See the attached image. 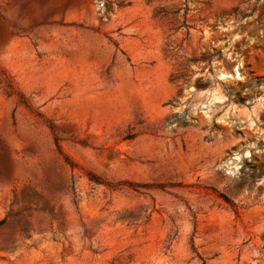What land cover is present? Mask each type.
<instances>
[{
  "label": "rangeland",
  "instance_id": "obj_1",
  "mask_svg": "<svg viewBox=\"0 0 264 264\" xmlns=\"http://www.w3.org/2000/svg\"><path fill=\"white\" fill-rule=\"evenodd\" d=\"M0 264H264V0H0Z\"/></svg>",
  "mask_w": 264,
  "mask_h": 264
},
{
  "label": "bare ground",
  "instance_id": "obj_2",
  "mask_svg": "<svg viewBox=\"0 0 264 264\" xmlns=\"http://www.w3.org/2000/svg\"><path fill=\"white\" fill-rule=\"evenodd\" d=\"M221 75L223 76H228L229 74L228 73H223V72H220Z\"/></svg>",
  "mask_w": 264,
  "mask_h": 264
}]
</instances>
